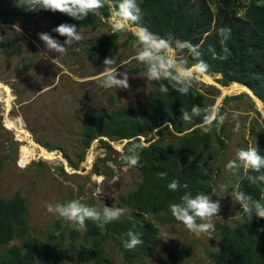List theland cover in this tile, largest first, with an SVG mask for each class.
<instances>
[{
  "label": "trees",
  "instance_id": "obj_1",
  "mask_svg": "<svg viewBox=\"0 0 264 264\" xmlns=\"http://www.w3.org/2000/svg\"><path fill=\"white\" fill-rule=\"evenodd\" d=\"M263 1L249 0L246 3V0H212L215 11L208 0H137V3L142 11L141 27L171 40L173 46L176 40L200 45L199 59L209 65L204 74L219 75L218 83L222 87L229 88L235 83L245 86L259 103L261 101L262 108ZM16 4L18 0H0V26L13 25L18 21L22 25L45 21L50 24L45 32L61 42L64 37L52 31L61 23L76 24L78 32L84 29L96 32L103 24L102 21L106 22L111 17L107 0L105 7L100 10L102 15L90 14L82 21L73 20L59 12H27L16 7ZM221 27L231 30L230 39L226 42L229 49L226 60L214 58V54H223L220 37L217 35V29ZM123 35L126 37L124 45L127 41L136 40V36L126 30L116 32L111 29L108 34L85 42L84 53L98 67L105 68L102 63L104 58L110 57L116 50ZM177 52L185 57L188 66L198 62L187 50ZM145 70V66L137 62L130 71L138 75ZM149 83L153 88L149 91L147 100H138L132 107L85 113L79 133V143L84 150L94 140L108 147V141L124 142L123 157L131 143L143 145L139 152V166L132 167L139 173L140 182L126 195L119 197L120 205L128 207L129 214L103 227L87 220L82 227V233L71 230L68 240L62 232L59 235L50 232L49 237L44 240L30 235L25 198L19 193L9 199L0 196V264H62L66 245L77 248L78 254L93 264H114L106 255V242L116 245L127 264H148L143 260L149 258L160 243L157 222L175 221L169 206L179 203L185 192L193 195L201 192L212 193L213 169L207 152L214 144L221 151L225 149L224 125L217 128L214 122L207 132L200 127L205 114L203 109L206 96L198 91V84L195 83L189 94L182 95L171 88L168 93H162L158 82L149 80ZM193 106H199L201 115L193 116L191 122H184L181 111L186 110L191 114ZM140 137L144 138L146 145L141 142ZM257 147L260 155L264 156V146L260 144ZM48 148L54 149L49 146ZM82 160L83 155L79 158V161ZM123 162L126 164L124 160ZM162 172L166 173L163 178L160 176ZM248 174L261 175L264 174V169L260 173ZM172 180H178L181 186L186 184L187 188L180 187L177 191H170L168 184ZM236 191H243L264 203V182L250 183L245 172ZM238 211L240 219L233 226L215 223L219 246L210 255L211 262L264 264V219L253 216L249 221L240 205ZM63 222L58 220V228H62ZM129 230L139 233L143 241L131 250L126 249L123 243L128 239L125 234ZM14 240H19V243L11 245ZM162 264H181V261L172 255Z\"/></svg>",
  "mask_w": 264,
  "mask_h": 264
},
{
  "label": "rangeland",
  "instance_id": "obj_2",
  "mask_svg": "<svg viewBox=\"0 0 264 264\" xmlns=\"http://www.w3.org/2000/svg\"><path fill=\"white\" fill-rule=\"evenodd\" d=\"M208 2L215 11L212 0ZM102 22L96 32L79 31L82 39L65 53H50L56 56L54 63L41 55L44 45L37 37V33L50 27L49 23L22 25L18 21L0 26V196L9 199L21 194L27 204L30 235L44 240L50 232L55 235L62 232L67 240L71 230L82 233V227L66 221L58 228L61 219L47 212V204L79 200L101 210L104 206L121 208L124 213L119 219H123L130 210L120 205L119 197L135 188L141 179L135 169L126 170L122 160L124 142L108 141V147L94 140L86 150L79 143L85 113L132 107L138 100H147L153 88L144 76L146 70L138 75L131 73L138 62L136 40L124 45L125 35L110 57L117 71L128 73L130 88L104 89L97 83L104 68L85 55L84 47L85 42L113 29L111 17ZM125 30L135 36V32ZM176 58L186 61L178 52ZM219 78V75L203 74L196 84L198 91L206 96L203 111L217 108L225 116L226 147L221 151L214 144L207 152L213 169V191L209 195L213 201L219 200L221 206L219 216L212 217L211 223L233 226L240 219L234 193L245 171L240 168L231 172L225 165L236 158L239 149L264 146V107L257 105L251 91L244 86L222 87ZM233 113H239V131L233 130L236 125ZM81 155L83 160L79 161ZM157 227L160 243L143 260L146 263L162 264L174 255L181 264H213L210 255L219 246L215 228L209 239L203 234L196 237L176 219L172 223L160 220ZM18 243L19 240H14L11 245ZM105 252L114 264H127L114 243L106 242ZM62 264L93 263L80 256L77 248L66 245Z\"/></svg>",
  "mask_w": 264,
  "mask_h": 264
},
{
  "label": "clouds",
  "instance_id": "obj_3",
  "mask_svg": "<svg viewBox=\"0 0 264 264\" xmlns=\"http://www.w3.org/2000/svg\"><path fill=\"white\" fill-rule=\"evenodd\" d=\"M107 4L111 10L114 31L120 32L125 30L126 27L136 26L137 51L135 59L145 66L144 76L150 81L158 82L162 93H168L171 88L179 94H189L190 89L209 68L206 62L199 59L201 56L200 45H193L190 41L176 40L173 46L171 40L164 39L151 33L147 28L141 27L142 11L137 0H107ZM15 6L33 13H38L42 10L52 13L59 12L73 20L82 21L90 14L102 15L100 10L105 7V0H18V4ZM18 31H20L19 28ZM52 31L58 36L64 37L63 42L48 32L37 33V37L44 45V51L41 52V55L54 63L56 56H50L49 54L65 53L69 48H73V45L78 44L82 39V34L77 31L76 24L69 23H61ZM230 33L231 30L225 27L217 29L223 54H214L215 59H227L229 49L226 47V42L230 39ZM184 50H187L198 62L188 66L185 60H178L176 52H183ZM102 63L105 68L97 77V83L101 87L116 90H128L130 88L128 73L117 71L118 67L114 66L115 62L111 57H105ZM164 81L167 83H164ZM200 115L201 109L199 106H193L191 114L186 110L181 111V119L184 122H191L193 116ZM238 117L239 113H233L232 118L236 120L234 131H239L240 128ZM224 120L225 116L220 115L217 108H211L205 111L200 127L207 132L211 129L214 122L219 128ZM169 125L171 126V124ZM103 139L105 140V138ZM142 147L143 145L131 143L127 154L122 157L126 162V170L139 166V152ZM225 168L231 172L242 168L250 183L264 182V174L255 176L248 174L249 172L260 173L261 169H264V156L260 155L258 147L239 149L236 153V158L228 161ZM165 175L166 173H160L162 178ZM180 187L187 188V185L181 186L178 180H172L168 184L170 191H177ZM234 199L240 205L249 221H251L253 216L264 219V203L260 200L254 199L243 191H236ZM169 207L172 216L196 237L202 234L207 235L209 239L212 237L214 225L211 223V219L214 216H219L221 207L219 200L213 201L209 194L203 192L196 195L191 192H185L181 196L179 203L171 204ZM46 210L55 214L57 218L80 227H84L87 220H91L98 227H103L118 220L124 213L121 208L104 206L101 210L86 206L79 200H71L64 204H47ZM125 235L128 237L123 242L126 249H134L143 243L140 234L137 232L129 230Z\"/></svg>",
  "mask_w": 264,
  "mask_h": 264
},
{
  "label": "built area",
  "instance_id": "obj_4",
  "mask_svg": "<svg viewBox=\"0 0 264 264\" xmlns=\"http://www.w3.org/2000/svg\"><path fill=\"white\" fill-rule=\"evenodd\" d=\"M127 28V30H131L132 32H136V27H126ZM140 140H141V142L143 143V144H145L144 143V138L143 137H140ZM146 145V144H145Z\"/></svg>",
  "mask_w": 264,
  "mask_h": 264
},
{
  "label": "bare ground",
  "instance_id": "obj_5",
  "mask_svg": "<svg viewBox=\"0 0 264 264\" xmlns=\"http://www.w3.org/2000/svg\"><path fill=\"white\" fill-rule=\"evenodd\" d=\"M235 84H237V83H235ZM240 86H242V85H240ZM245 87V86H244ZM246 88V87H245ZM248 89V88H247ZM249 90V89H248ZM255 98V97H254ZM256 99V98H255ZM257 100V99H256ZM257 105H259V107L261 108V106H260V104H259V101L257 100Z\"/></svg>",
  "mask_w": 264,
  "mask_h": 264
},
{
  "label": "water",
  "instance_id": "obj_6",
  "mask_svg": "<svg viewBox=\"0 0 264 264\" xmlns=\"http://www.w3.org/2000/svg\"><path fill=\"white\" fill-rule=\"evenodd\" d=\"M260 103H261V101H260ZM262 104V103H261Z\"/></svg>",
  "mask_w": 264,
  "mask_h": 264
}]
</instances>
